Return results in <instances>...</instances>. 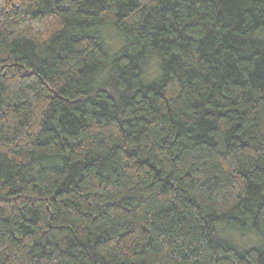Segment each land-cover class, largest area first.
Returning a JSON list of instances; mask_svg holds the SVG:
<instances>
[{"label": "trees", "instance_id": "16d2710c", "mask_svg": "<svg viewBox=\"0 0 264 264\" xmlns=\"http://www.w3.org/2000/svg\"><path fill=\"white\" fill-rule=\"evenodd\" d=\"M0 264H264V0H0Z\"/></svg>", "mask_w": 264, "mask_h": 264}, {"label": "rangeland", "instance_id": "374dc122", "mask_svg": "<svg viewBox=\"0 0 264 264\" xmlns=\"http://www.w3.org/2000/svg\"><path fill=\"white\" fill-rule=\"evenodd\" d=\"M101 33L106 38L108 45L110 47L109 50L112 54L114 52H117L121 48L122 39L119 36V34L113 28H111V27L104 28V29H102ZM157 74H158V67H157L156 62L153 61V63L151 64L149 76H150V78H154ZM237 238H239L240 241H242L243 243H246V244L258 240V238L254 234L247 236L244 239H241L238 236H237Z\"/></svg>", "mask_w": 264, "mask_h": 264}]
</instances>
